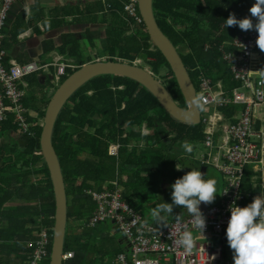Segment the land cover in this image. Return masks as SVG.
<instances>
[{
    "label": "trees",
    "instance_id": "trees-1",
    "mask_svg": "<svg viewBox=\"0 0 264 264\" xmlns=\"http://www.w3.org/2000/svg\"><path fill=\"white\" fill-rule=\"evenodd\" d=\"M127 2L107 0L112 5L108 11L106 2H99V9L83 11L84 14L99 13V17H94L105 27L101 39L103 55L94 53L92 58H84L81 43L76 37L66 41L58 51L76 61L78 67L102 57L131 63L142 60L157 77L164 79L163 83L174 99L187 108L169 62L153 44L144 22L137 23L128 17L125 12ZM254 3L255 0H154L157 22L178 48L197 90L201 75L215 83L223 81L229 90L240 86L222 60V45L232 41L242 30L238 26L226 28L224 20L231 14L241 19L249 16ZM2 6L0 0V14ZM8 15L1 28L6 50L4 65L7 68L19 36L32 24L26 22L25 9L15 19ZM88 40L92 51H96L95 39ZM53 50L54 47H45V53ZM75 70L68 68L61 83ZM25 79L28 87L23 102L28 108L25 115L31 123L30 130L19 133L13 114L8 116L0 130V136L8 139L0 147V261L28 264L32 249L19 237L25 238L27 233L32 236L34 225L38 230L42 226L49 229L50 257L44 264H50L56 201L50 171L41 149L43 126L40 119L45 118L54 94L46 92L54 85L50 79L43 83L38 74L28 75ZM244 109V105H231L222 110L236 123L235 116ZM256 124L255 129L261 130V126L259 128ZM144 125L152 133L142 135ZM204 140L203 124L176 120L152 92L133 79L103 75L82 86L62 110L53 135L68 195V225L71 219L79 222L78 231L69 233L67 230L65 252H73L74 257L64 264H104L107 258L123 251L122 248L116 255H105L99 262V253L102 252L99 249V225L109 223L89 226L97 206L89 190L100 191L105 186L114 189L111 182L118 181L124 190V199L138 210L133 196L149 200V192L153 189L159 191L164 180H170L172 185L186 173L183 168L178 170L177 164L187 168L191 163L193 168H200L199 160L181 157L180 152H185L182 148L185 142L196 147ZM141 141L146 143L143 149L138 146L129 148L130 144ZM115 143L121 145L119 158L109 152V147ZM260 179L252 167L247 169L242 191L248 196L241 202L243 206L264 191ZM8 202L32 205L6 208ZM115 232L119 231L115 229ZM11 257L17 258L9 261Z\"/></svg>",
    "mask_w": 264,
    "mask_h": 264
},
{
    "label": "built area",
    "instance_id": "built-area-1",
    "mask_svg": "<svg viewBox=\"0 0 264 264\" xmlns=\"http://www.w3.org/2000/svg\"><path fill=\"white\" fill-rule=\"evenodd\" d=\"M18 1L2 0L0 14V130L8 116L13 114L18 132L26 133L31 123L27 121L25 114L28 108L23 102L28 87L25 77L40 72L44 66L35 62L21 66L16 61H12L10 68L4 65L6 50L3 48L1 28L12 5ZM136 3L137 0H131L125 6V12L129 18L142 23ZM111 8L112 5L107 3V9ZM257 38L258 33L253 29L240 35L234 43L226 41L222 45V60L230 68L234 80L240 83L239 87L228 90L221 80L215 83L205 75L199 79L200 91L198 89L197 94L200 92L207 101L206 110L201 111L205 140L200 144L206 152L197 159L203 165L219 169L226 181L221 202L202 211L206 218L204 233L193 228L191 216L169 221L171 229L156 225L124 199L122 188L114 181L111 183L114 189L105 186L100 191L89 190L97 204L89 226L112 222L126 242L124 251L106 260L105 264H234L226 237L231 215L229 207L234 201L243 207L241 202L248 196L242 191L246 171L249 166L255 169L258 162L264 164V130L255 129L254 119V107L264 105V80L256 78L254 66ZM54 66L57 68L53 75L55 85L61 83L68 68H76L62 61ZM231 105L245 106L235 116L236 123L222 110ZM120 148V144L110 146V154L118 157ZM185 229L194 233L195 247L191 253L174 243ZM171 230L173 235L170 237ZM50 246L49 229L42 226L36 232V238L27 243V247L32 249L28 264H44L50 257ZM72 257L73 252L64 253V260Z\"/></svg>",
    "mask_w": 264,
    "mask_h": 264
},
{
    "label": "water",
    "instance_id": "water-1",
    "mask_svg": "<svg viewBox=\"0 0 264 264\" xmlns=\"http://www.w3.org/2000/svg\"><path fill=\"white\" fill-rule=\"evenodd\" d=\"M153 2L154 0H140V14L153 44L162 52L169 62L187 103V108L182 107L179 102L174 99L169 89L163 81L155 75L151 68L142 66L137 62L131 63L122 60L97 59L80 66L58 86L47 107L41 134L42 154L50 171L56 201L50 264H64L69 218V202L65 179L59 156L54 147L53 135L62 110L82 86L92 79L103 75L127 77L139 82L152 92L165 110L176 120L193 125L201 123V112L194 113L191 111L188 100L192 95L195 93L197 94V88L178 48L159 26L155 16ZM50 79H53V75ZM202 170H206V167L202 168ZM200 209L203 211L201 206Z\"/></svg>",
    "mask_w": 264,
    "mask_h": 264
},
{
    "label": "clouds",
    "instance_id": "clouds-1",
    "mask_svg": "<svg viewBox=\"0 0 264 264\" xmlns=\"http://www.w3.org/2000/svg\"><path fill=\"white\" fill-rule=\"evenodd\" d=\"M249 12L250 16L242 19L237 18L235 14H231L224 20L226 28L230 26H238L242 31L254 29L258 33L256 46L261 52H264V0H255L254 5L249 9ZM253 18H255V23L253 22ZM75 67L78 69L80 66ZM54 74L55 73H53V75ZM53 79L51 80L52 83ZM188 100L189 108L194 113L206 110L207 101L203 95L195 93L188 98ZM41 124L43 125L44 122L42 121ZM182 148L188 154H191L194 150V146L188 142H185L182 145ZM204 167H206V165ZM249 168H251V166H249L248 169ZM216 184L217 181L215 179H206L205 175L202 174L199 168H192L191 171L185 173L182 177L177 178L170 186L172 189L171 203L163 202L158 204L151 211L152 220L156 223V225L167 226L171 229L169 217L174 215V208L181 207L182 209L187 210V213L189 214L187 216L192 217L193 228L199 229L204 233L206 228V218L202 213L200 206L202 202L204 204L213 203L216 195L221 194L218 192ZM229 211L231 215L226 229V237L228 245L233 253L234 264H264V191H261V194L256 196L253 201L246 206L241 207L234 201L230 205ZM176 218L179 219L182 217H175L173 219ZM172 235L173 233L171 230L170 237ZM174 243L183 248L185 252L191 253L195 247L193 231L185 229L179 234L178 239L174 240ZM112 258L113 257L107 258L106 260ZM65 261L66 260H64V263Z\"/></svg>",
    "mask_w": 264,
    "mask_h": 264
},
{
    "label": "crops",
    "instance_id": "crops-1",
    "mask_svg": "<svg viewBox=\"0 0 264 264\" xmlns=\"http://www.w3.org/2000/svg\"><path fill=\"white\" fill-rule=\"evenodd\" d=\"M99 2H106L105 0H19L15 2L9 12V17L11 19H15L16 16L21 12V10L25 9L27 12L26 22H32V24L19 36V41L17 45L13 48L10 53L11 56L17 58V60L21 63H29L35 62L39 66H44V68L35 74L41 78V81L50 79L53 73H56V66L54 64L56 62H65L67 64L77 66L76 61L71 58H67L65 55L61 54L58 51L66 41L71 40L73 37H76L78 40L81 38L87 39H102L104 37L105 27L104 24L99 23V19L95 20L94 16L99 17L98 14H84L83 11L87 9H99ZM107 3V2H106ZM50 46L54 47L55 50L50 51L49 53H45V47ZM98 49V48H97ZM254 66L256 67L257 74L259 77L262 75V79L264 80V53H262L259 49L255 53L254 58ZM51 80V79H50ZM25 82L27 83L26 79ZM28 84V83H27ZM54 85V83H52ZM29 93V91H28ZM27 94V87H26ZM258 112H261L259 117H255L259 128L261 126V130H264V106H258ZM32 113V111H31ZM256 124V126H257ZM145 126V125H144ZM143 126V127H144ZM142 127V129H143ZM142 135L145 134L144 130L141 131ZM13 134L12 136H14ZM8 141L5 136H0V147L4 142ZM116 144V143H115ZM140 147L144 148L146 143L141 141L140 143H132L129 145V148L132 147ZM182 153L181 157H194L192 154H188L186 152ZM188 155V156H187ZM264 162V156L262 157ZM192 161V160H191ZM202 164V163H200ZM200 166L199 170L202 174L205 175V178L214 179L215 176L210 174V169H214L222 175V179L224 181V186L226 181L224 180V176L221 171L214 166H206V170H202L203 166ZM189 167H182L181 164H177V169H185V172H189L192 170L193 166L191 163L188 164ZM180 167V168H178ZM255 172L257 173V178L260 176L264 186V164L258 162L255 164ZM170 180H164L159 186V192L163 193V195H167L170 192L171 187ZM121 187V186H120ZM224 188V187H223ZM123 190V188H122ZM124 191V190H123ZM221 194H223V189ZM134 202L138 204H142L143 206L150 207L148 204L149 200H142L138 198V196H133ZM222 195H219V199L215 202L218 204L221 202ZM150 203V202H149ZM22 204L27 203H13L8 202L5 204L6 208H10L11 206H20ZM32 205V204H27ZM214 205V204H213ZM141 212V211H140ZM142 213V212H141ZM145 217L154 222L151 218V211L148 213H142ZM189 215L186 213V216ZM175 217H169V221H171ZM39 223V222H38ZM155 223V222H154ZM156 224V223H155ZM36 231L38 229L33 225L32 236L29 233L26 234L25 238H28L25 243L27 244L30 240L36 238ZM24 238V237H21ZM123 242V240H122ZM23 244V243H20ZM17 253V252H16ZM17 257H11L9 261L16 259ZM0 264H7L5 261H0Z\"/></svg>",
    "mask_w": 264,
    "mask_h": 264
},
{
    "label": "rangeland",
    "instance_id": "rangeland-1",
    "mask_svg": "<svg viewBox=\"0 0 264 264\" xmlns=\"http://www.w3.org/2000/svg\"><path fill=\"white\" fill-rule=\"evenodd\" d=\"M2 5H3V2H2ZM79 41L81 43V50H82L81 54L85 56L84 58H86V59L92 58L91 56H93L94 53L99 54V56L103 55L102 50H101V46H102L101 38L95 39V42H96V45L98 48L96 51H95V49H94V51H92V47L89 43V40L86 37L84 39L81 38ZM258 49L259 48H257V50ZM262 53H264V52H262ZM102 58L105 59V57H102ZM136 62L138 64L146 65L147 67H149L142 60H138ZM162 81H164V79H162ZM58 85H60V84H58ZM58 85L54 84V86H56V87ZM54 86L49 87V89L46 93H48L49 95L51 93L53 94L54 91H56L55 90L56 88L54 89ZM224 86L226 89L229 90V88L225 84H224ZM198 91H200V89ZM199 94L201 95L200 92H199ZM258 111H259V109L257 107L256 108L254 107V116L255 117H259V115L261 114V112H258ZM42 121L44 122V119L41 118L40 122H42ZM136 129H138V128H136ZM144 129H145V126L143 127L142 130H144ZM146 130H147V133H152L151 132L152 130H149L147 127H146ZM177 146L178 145H176V147ZM177 149H179V148L177 147ZM205 152H206V148H201L200 145H197L196 147H194V150L191 154L194 157L198 158L201 156L202 153H205ZM179 170H181V169H179ZM210 174L212 176H215L214 179L217 181V184H216L217 190H218V192L221 193L222 189H224L223 187H225L224 181L222 179L223 178L222 175L212 168L210 169ZM167 187L169 188L170 186H167ZM149 194H150V199H149L150 203L148 202V204L150 205V207L143 206L142 204L136 205L138 210L141 211L142 213H148L149 210L152 211L160 203H163V202L171 203L170 192L167 196L166 194L163 195V193L159 192L158 190L154 191V189H153L152 191L149 192ZM219 195H221V194L216 195V198H215L213 203H211V204L202 203L201 207L203 209H207L210 206H213V204L216 205L215 202L219 199ZM186 211H187L186 209H182L181 207H176V208H174V215L170 216V217H182L183 218L186 216ZM78 225H79V222H74L71 219L69 222V225H68V232L70 233V232L78 231V229H77ZM99 226H100L99 227V249H101V251H102L101 253H99V262H100L103 260L105 255H108V256L109 255H116L122 248L126 247V242H122V240L124 239V235L122 233L115 232L116 226L114 223L109 222L108 225L101 224ZM19 239L26 241L28 238L19 237Z\"/></svg>",
    "mask_w": 264,
    "mask_h": 264
},
{
    "label": "bare ground",
    "instance_id": "bare-ground-1",
    "mask_svg": "<svg viewBox=\"0 0 264 264\" xmlns=\"http://www.w3.org/2000/svg\"><path fill=\"white\" fill-rule=\"evenodd\" d=\"M130 2H131V0H128V2L126 3V5H128V4H130ZM154 3V2H153ZM136 6H137V10H138V12L140 13V0H137V3H136ZM148 32V31H147ZM247 31H242V32H239L237 35H236V37L232 40V41H228L229 43H234L237 39H238V37L240 36V35H242V34H244V33H246ZM11 55V54H10ZM12 61H16L19 65H21V66H25V65H28V64H30V63H32V62H29V63H26V64H20L16 59H15V57H13L11 60H10V67H11V63H12ZM9 67V68H10ZM7 68V67H6ZM0 84H1V82H0ZM112 145H114V144H112ZM111 145V146H112Z\"/></svg>",
    "mask_w": 264,
    "mask_h": 264
},
{
    "label": "flooded vegetation",
    "instance_id": "flooded-vegetation-1",
    "mask_svg": "<svg viewBox=\"0 0 264 264\" xmlns=\"http://www.w3.org/2000/svg\"><path fill=\"white\" fill-rule=\"evenodd\" d=\"M146 125H145V129H144V132H145V134L144 135H148V134H150V133H147V130H146ZM148 128V127H147ZM149 129V128H148ZM150 130V129H149Z\"/></svg>",
    "mask_w": 264,
    "mask_h": 264
}]
</instances>
